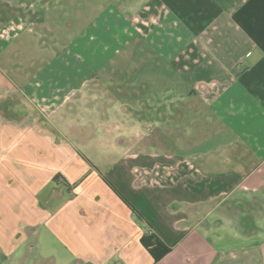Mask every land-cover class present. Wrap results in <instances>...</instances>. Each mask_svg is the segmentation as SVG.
<instances>
[{
  "label": "crops",
  "instance_id": "crops-1",
  "mask_svg": "<svg viewBox=\"0 0 264 264\" xmlns=\"http://www.w3.org/2000/svg\"><path fill=\"white\" fill-rule=\"evenodd\" d=\"M107 3L93 49L31 70L0 27V254L264 264V0Z\"/></svg>",
  "mask_w": 264,
  "mask_h": 264
},
{
  "label": "rangeland",
  "instance_id": "rangeland-1",
  "mask_svg": "<svg viewBox=\"0 0 264 264\" xmlns=\"http://www.w3.org/2000/svg\"><path fill=\"white\" fill-rule=\"evenodd\" d=\"M99 0H0V27H20V31L15 39H12L8 46L16 50L15 66L19 69H34L37 66H42L46 62H58L61 57L53 55V50L57 49L58 55L68 56L69 54L80 53L79 47L89 46L91 49L97 44L93 40V18L96 19L100 12L108 11L107 0H102L101 10L96 6ZM109 1V0H108ZM128 2L129 0H124ZM131 1V0H130ZM139 2V1H138ZM33 4L31 7L30 4ZM95 3V4H94ZM107 3V4H106ZM103 13V12H102ZM39 15L43 22L46 23L44 28L38 29L37 24H29L28 19H34V16ZM36 21L37 22H41ZM82 21L87 24L84 28ZM43 27V26H42ZM31 28V30H30ZM84 28V29H83ZM52 30L60 38L55 46L52 45L51 37ZM53 34V36H54ZM79 37V39L77 38ZM56 41V40H55ZM79 43V44H78ZM9 48V49H10ZM56 53L54 55H56ZM74 57V58H75ZM9 58V57H8ZM13 58V57H12ZM82 62V58L77 59ZM7 62V55L4 58ZM16 98V97H14ZM17 102H22L18 98ZM23 105V104H22ZM24 107L27 106L24 104ZM171 142V137H166ZM138 142L142 139H136ZM135 141V140H134ZM154 141L158 139L154 138ZM146 143V142H145ZM144 143V144H145ZM14 255L7 257L0 254V264H11L14 262ZM24 264H52L51 262L33 259V256L27 258ZM59 264V263H58ZM79 264V263H74Z\"/></svg>",
  "mask_w": 264,
  "mask_h": 264
},
{
  "label": "trees",
  "instance_id": "trees-1",
  "mask_svg": "<svg viewBox=\"0 0 264 264\" xmlns=\"http://www.w3.org/2000/svg\"><path fill=\"white\" fill-rule=\"evenodd\" d=\"M140 243L149 252L155 262L160 260L170 250V247L153 233L142 236Z\"/></svg>",
  "mask_w": 264,
  "mask_h": 264
}]
</instances>
